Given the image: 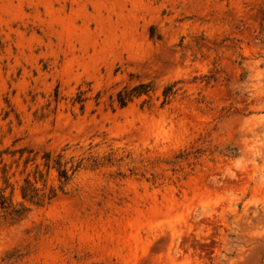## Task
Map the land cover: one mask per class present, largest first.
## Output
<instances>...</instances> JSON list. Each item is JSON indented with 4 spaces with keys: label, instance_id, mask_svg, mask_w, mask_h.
I'll return each instance as SVG.
<instances>
[{
    "label": "rangeland",
    "instance_id": "374dc122",
    "mask_svg": "<svg viewBox=\"0 0 264 264\" xmlns=\"http://www.w3.org/2000/svg\"><path fill=\"white\" fill-rule=\"evenodd\" d=\"M0 264H264V0H0Z\"/></svg>",
    "mask_w": 264,
    "mask_h": 264
},
{
    "label": "trees",
    "instance_id": "16d2710c",
    "mask_svg": "<svg viewBox=\"0 0 264 264\" xmlns=\"http://www.w3.org/2000/svg\"><path fill=\"white\" fill-rule=\"evenodd\" d=\"M149 85L148 84H139V85H136L134 87H132L129 91H119L118 94L116 95V102L118 104V106L120 108L124 107L127 102L131 99V97L133 96H140L141 94H145L149 91ZM169 88L170 87H166L164 90H163V103L166 102L167 100V97L169 96ZM59 157V156H58ZM46 163H45V166H48L49 165V155H47L46 157ZM54 164L57 166V173H58V177L60 179H63L64 181H67L68 180V171L70 170L71 173L73 174L78 168H79V164L73 166L71 165V167L69 169H67L65 167V165H63L59 160L58 161H54ZM31 193V190H29L28 188H24L22 190V198L29 201V202H33L35 203L34 199H33V196L30 195ZM36 204H38L36 202Z\"/></svg>",
    "mask_w": 264,
    "mask_h": 264
}]
</instances>
